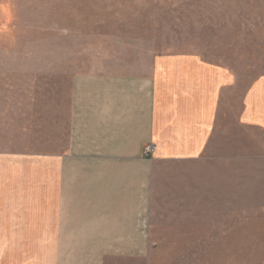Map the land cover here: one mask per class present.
<instances>
[{
  "label": "crops",
  "instance_id": "obj_1",
  "mask_svg": "<svg viewBox=\"0 0 264 264\" xmlns=\"http://www.w3.org/2000/svg\"><path fill=\"white\" fill-rule=\"evenodd\" d=\"M246 39L264 60V17ZM58 58L50 74L45 59L0 71V264H150L156 223L189 221L152 212L160 184L190 181L224 124L250 132L264 162V72L192 53L147 52L128 72L79 73L72 54Z\"/></svg>",
  "mask_w": 264,
  "mask_h": 264
},
{
  "label": "rangeland",
  "instance_id": "obj_2",
  "mask_svg": "<svg viewBox=\"0 0 264 264\" xmlns=\"http://www.w3.org/2000/svg\"><path fill=\"white\" fill-rule=\"evenodd\" d=\"M262 17L264 0H0V71L13 64L32 71L45 59L50 74L61 64L57 57L72 54L79 73L128 72L147 52L192 53L223 59L250 78L264 72V60L247 46L246 26ZM230 131L224 124V139L190 165V181L160 184L152 212L189 221L156 223L164 237L150 264L264 263V239L248 236L264 230L256 221L264 215V162L253 157L250 132ZM231 229L235 239L225 237Z\"/></svg>",
  "mask_w": 264,
  "mask_h": 264
},
{
  "label": "built area",
  "instance_id": "obj_3",
  "mask_svg": "<svg viewBox=\"0 0 264 264\" xmlns=\"http://www.w3.org/2000/svg\"><path fill=\"white\" fill-rule=\"evenodd\" d=\"M154 150V145L152 143H148L144 147V154L149 156Z\"/></svg>",
  "mask_w": 264,
  "mask_h": 264
}]
</instances>
